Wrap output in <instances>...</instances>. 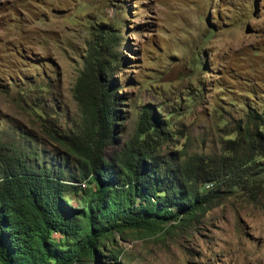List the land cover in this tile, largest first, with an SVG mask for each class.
<instances>
[{
  "label": "rangeland",
  "instance_id": "rangeland-1",
  "mask_svg": "<svg viewBox=\"0 0 264 264\" xmlns=\"http://www.w3.org/2000/svg\"><path fill=\"white\" fill-rule=\"evenodd\" d=\"M109 28L123 118L107 157L135 133L143 104L165 122L161 151L182 158H220L248 106L264 112V0H0V150L78 175L45 126L81 128L74 87L89 41ZM252 178L160 233L116 232L104 256L76 264H264V172ZM82 188L66 195L73 205Z\"/></svg>",
  "mask_w": 264,
  "mask_h": 264
},
{
  "label": "trees",
  "instance_id": "trees-1",
  "mask_svg": "<svg viewBox=\"0 0 264 264\" xmlns=\"http://www.w3.org/2000/svg\"><path fill=\"white\" fill-rule=\"evenodd\" d=\"M104 31L102 39L89 41L74 87L81 128L45 126L62 153L75 159L78 175L70 178L63 163L50 166L34 153L0 150V264L100 259L116 232L160 233L221 203L226 191L257 183L254 173L264 172V112L254 106L237 123V136L226 139L228 152L220 158H182L161 151L165 122L143 104L135 133L107 157L123 115L111 50L118 34ZM81 186L83 203L73 205L66 195ZM54 232L65 239L56 240Z\"/></svg>",
  "mask_w": 264,
  "mask_h": 264
}]
</instances>
